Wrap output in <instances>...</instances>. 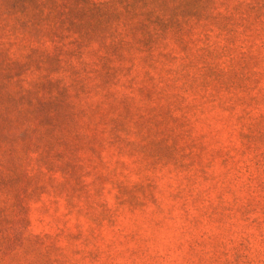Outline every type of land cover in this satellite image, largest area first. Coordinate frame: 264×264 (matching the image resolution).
<instances>
[{"label":"rangeland","instance_id":"rangeland-1","mask_svg":"<svg viewBox=\"0 0 264 264\" xmlns=\"http://www.w3.org/2000/svg\"><path fill=\"white\" fill-rule=\"evenodd\" d=\"M0 264H264V0H0Z\"/></svg>","mask_w":264,"mask_h":264}]
</instances>
